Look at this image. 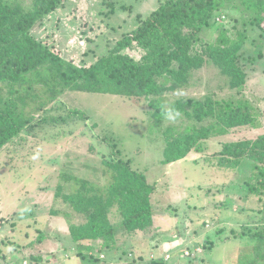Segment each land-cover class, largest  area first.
<instances>
[{"label":"rangeland","instance_id":"374dc122","mask_svg":"<svg viewBox=\"0 0 264 264\" xmlns=\"http://www.w3.org/2000/svg\"><path fill=\"white\" fill-rule=\"evenodd\" d=\"M18 1L25 10L32 6V0ZM162 1L64 0L31 34L77 67H89L114 52L139 60V48L132 45L120 51L118 42ZM235 7L216 13L195 47L213 44L221 28L234 40L245 34L239 61L245 73L243 86L231 88L215 66L205 64L191 74L188 86L164 95L160 102L169 108L185 98H242L257 111L258 126L210 138L204 153L191 152L164 165L161 130L185 127L187 122L181 116L175 121L164 118L156 128L154 109L147 99L80 92L62 95L0 151V256L14 264L38 255L53 264H246L251 260L264 264V244L248 235H232L234 230L242 233L239 217L235 218L241 209L264 207V199L258 201L248 194L253 163L243 159L236 166L219 153L226 143L264 135V33L246 24L245 14ZM43 115L47 118L40 121ZM103 160L127 162L155 184L151 195L154 223L126 235L119 229V216L113 209L115 250L102 249L98 256L92 252L99 257L98 263H92L77 258L80 249L69 235V226L84 223V217L56 200L55 193L59 185L65 194L75 191L67 177L105 187L109 178ZM247 228L254 231L252 225ZM83 244L96 248L99 242Z\"/></svg>","mask_w":264,"mask_h":264},{"label":"trees","instance_id":"16d2710c","mask_svg":"<svg viewBox=\"0 0 264 264\" xmlns=\"http://www.w3.org/2000/svg\"><path fill=\"white\" fill-rule=\"evenodd\" d=\"M63 1L32 0L31 8L25 10L18 0H0V151L33 124L36 114H45L49 106L69 92L147 99L154 109L153 125L160 128L166 109L161 98L188 86L191 74L205 64L215 66L231 88L239 90L243 86L245 73L239 61L245 34L234 40L221 28L213 44L195 47L216 13L236 6L245 14L246 24L264 33V0H164L118 42L120 51L132 45L139 48L142 51L139 60L114 52L89 67H77L31 34ZM169 108L179 111L187 124L183 128L168 126L161 130L164 165L178 162L191 152L204 153L210 138L225 136L236 128L258 126L257 111L242 98L227 101L185 98L174 101ZM80 117L83 118L82 113ZM46 118L43 115L40 121ZM219 153L236 166L243 159L252 161L248 194L258 201L264 199V135L226 143ZM102 164L109 178L105 187L67 177L75 185V191L65 194L59 185L55 193L56 200L84 217V223L69 226V235L80 249L77 258L92 263L99 262L92 252L98 256L102 249L115 250L117 227L110 218L113 209L119 216V229L126 235L151 228L154 223L151 195L155 184L127 162L103 160ZM261 205L258 209L245 207L235 216L239 217L238 228L242 233L234 230V238L248 235L252 241L264 244ZM248 225L254 226V231ZM93 241L99 242L96 248L83 244ZM0 259L14 264L4 256ZM49 261L38 255L28 256L17 264H53ZM246 264L257 263L251 260Z\"/></svg>","mask_w":264,"mask_h":264},{"label":"clouds","instance_id":"9594fccd","mask_svg":"<svg viewBox=\"0 0 264 264\" xmlns=\"http://www.w3.org/2000/svg\"><path fill=\"white\" fill-rule=\"evenodd\" d=\"M163 115L168 121H175V119L180 116V112L172 108H166Z\"/></svg>","mask_w":264,"mask_h":264},{"label":"built area","instance_id":"2783aa9c","mask_svg":"<svg viewBox=\"0 0 264 264\" xmlns=\"http://www.w3.org/2000/svg\"><path fill=\"white\" fill-rule=\"evenodd\" d=\"M0 230H1V226H0ZM195 252H196V253L200 252V249H196ZM185 256H186V257H189L190 255H189V253L186 252V253H185ZM167 258H168V256H167Z\"/></svg>","mask_w":264,"mask_h":264},{"label":"water","instance_id":"95a60500","mask_svg":"<svg viewBox=\"0 0 264 264\" xmlns=\"http://www.w3.org/2000/svg\"><path fill=\"white\" fill-rule=\"evenodd\" d=\"M0 264H7L3 259H0Z\"/></svg>","mask_w":264,"mask_h":264},{"label":"crops","instance_id":"0c3cea01","mask_svg":"<svg viewBox=\"0 0 264 264\" xmlns=\"http://www.w3.org/2000/svg\"><path fill=\"white\" fill-rule=\"evenodd\" d=\"M0 241H3V240H0Z\"/></svg>","mask_w":264,"mask_h":264}]
</instances>
